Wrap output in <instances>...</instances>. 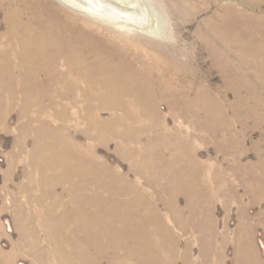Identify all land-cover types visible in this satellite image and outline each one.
Wrapping results in <instances>:
<instances>
[{
    "label": "bare ground",
    "instance_id": "6f19581e",
    "mask_svg": "<svg viewBox=\"0 0 264 264\" xmlns=\"http://www.w3.org/2000/svg\"><path fill=\"white\" fill-rule=\"evenodd\" d=\"M263 1L248 3L256 9ZM61 3L96 19L163 36L136 9L113 0H0V132L10 130L11 113L18 104L22 119L6 178L12 177L26 141L34 136V147L27 154L28 182L20 185L23 190L36 186L41 194L25 201L15 194L13 207L16 220L26 222L29 229L34 218L47 220L44 228L50 236L44 243L32 233L34 238L19 243L15 253L0 249V264H16L18 253L32 257L33 264H225L230 243L235 247L236 264H263L254 238L257 222L248 207L264 202V179L257 174L249 182V172H241L248 168L241 157L242 167L231 171L202 161L195 146L186 153L182 140L167 133L170 128L160 109L162 100L173 114L187 117L213 108L212 91L200 82L192 54L179 40L160 42L147 36L149 45L145 40L142 45L139 37L132 41L116 33L107 38L99 27L81 20ZM223 7L219 21L210 24L207 20L204 27L209 32H204L217 35L227 47L231 44L226 35L229 7ZM188 54L186 61L183 56ZM220 60L225 64L224 54ZM104 111L110 115L103 116ZM205 119L212 121L210 115ZM112 141L138 174L137 180L99 153V143L109 146ZM167 151L172 156L167 157ZM58 185H64L65 197L58 195ZM242 187L249 202L240 192ZM220 200L225 209L222 229L217 212ZM234 203L239 223L232 235L229 218ZM187 233L194 236L185 239ZM195 242L202 249L197 257Z\"/></svg>",
    "mask_w": 264,
    "mask_h": 264
},
{
    "label": "rangeland",
    "instance_id": "374dc122",
    "mask_svg": "<svg viewBox=\"0 0 264 264\" xmlns=\"http://www.w3.org/2000/svg\"><path fill=\"white\" fill-rule=\"evenodd\" d=\"M55 1L59 2V0ZM113 1L125 7H129L132 10L136 9L135 12H138L137 15L145 17L144 20L148 22L150 26L154 28V30H160L163 36H158L156 34L150 35V33L138 27H130L128 25L119 26L103 19L93 18L87 15L85 12L75 10L68 5H64L62 3L61 5L63 8H66V10H70V13H73L77 17H80L81 20L88 21L92 25L99 27L103 35H106V37L108 36L107 38H113L117 34H121L126 38L129 37L132 41L141 39L142 45L145 44L144 40L145 42H147L146 44L149 45V42L144 39V37L147 36H153L160 42V39L163 38L164 40L169 39V41L174 42H177L179 40L180 46L183 47L186 52L192 54V67L194 68L198 78L200 79V82L202 83V85L206 83L205 85H207L209 89H211L212 94L214 95L213 96L211 94L213 99V108H211V110L207 112H204L203 110L195 111L193 113H190V116L187 117L186 115L173 114L172 108L170 107L169 103L162 100L160 102V109L168 119V126L170 128L167 133L175 139L182 140V142L184 143L182 144V147L185 149V152L188 151L189 153L196 147L199 157L202 161L210 160L215 165H221L220 167L228 169L229 171L238 170L242 167V164H244V166H248V168H241V172H249L247 173L249 176L246 175V177L249 179V182H252L256 178L257 174H260L259 178L262 177L264 179V48H261L262 41H264V39L261 38L262 36L264 37V3L262 6L255 9L253 6H250L248 0H184L185 3L180 5L177 4L176 0ZM223 6H225L226 8H230L227 9V11L229 12V20L226 29V35H228L231 44H228L227 47H223V45L221 44V40L217 35H207V33L205 32L208 30L204 27L207 20H209L210 24H215L219 21V15L221 13H224ZM247 10L249 11V13ZM158 40H154V42ZM247 42L249 43L247 44L248 47L246 46V44H244V47H242V44ZM189 54L188 56L184 55L183 59L186 61L187 59L189 60ZM223 54L225 64L223 60L219 61V58L221 59ZM256 56L258 57L257 60H255ZM259 58H262L263 60ZM218 92L220 93L218 94ZM220 95L221 97L219 98ZM20 109V104H18L11 113L10 130L0 132V249L6 253H15L19 243L30 241L32 238H34L32 233L37 234L38 236L40 235L39 238L44 243H47L50 238L48 230L45 229L48 225V222H45L47 220H45L44 218H41L40 220L34 218L31 224V226L33 225L32 229H29L27 227L28 224L26 225V222L20 224V222H18L15 218L16 211L13 207V199L15 194L18 195L19 198L23 201L28 199V197L33 194H41V192L37 190L36 186H33L32 189L29 188V190H23L21 189L20 185L28 182L26 170L29 169L30 166L26 165L29 161L27 154L34 147L33 143H35V138H32L34 136L29 137L26 141V148L16 160V166L12 173V177L6 178V172L10 170V166H12L14 162L12 154L14 151V143L16 141L15 137H17L18 135V125L22 121L19 116L21 111ZM102 114L105 117H108L110 115L108 111H104ZM206 115H210V117L212 118L211 122L206 119L204 121V117ZM184 121L187 123H185ZM196 121L200 122V125L197 127L196 124L198 123L194 125ZM189 123L190 125H188ZM52 125L54 126L55 123H52ZM151 134L157 135L159 133L151 132ZM147 136L149 137V135ZM148 137L146 141L149 140ZM115 146L116 143H114L113 141L109 144V146H105L99 143V153L104 157L106 156L110 163H112L114 166H117L120 171L129 172L130 177L134 180H137V178L139 177L137 176L138 174L130 168V162L123 159L117 153V151L115 150ZM167 152V157L172 156V153H169V151ZM239 154L241 155L239 156ZM239 157H241L242 159ZM223 159L224 163H222ZM240 159L242 160V164L239 161ZM228 160L232 161L228 162ZM63 186L64 185H58L56 189L58 191V195H63L65 197L66 193L63 190ZM146 188L150 190V193H152L153 190L150 185L146 184ZM244 190V187H242L240 192L242 194H245ZM245 196V201L249 202V195L245 194ZM42 197L44 200H48V197L44 195H42ZM180 203L182 206H184L185 198L182 197ZM160 207L161 210H165L163 204H160ZM262 211H264V202L261 205L250 204L248 207V214L254 217V221L257 222L254 228V238L264 264V213L259 214ZM217 212L220 219V227L222 229L223 222L225 221V218L223 217L225 215V209L221 200L218 202ZM231 213L232 214L229 218V224L231 234L233 235L234 230L239 223L238 206L235 205V203L234 205H232ZM257 214H259V216H257ZM22 224L24 225V228L22 227ZM142 228L145 227H140L141 231H143ZM178 228L179 227H176V230L179 232L180 228ZM25 229L28 230V232H30L31 230L32 231L27 235ZM24 232L26 235L24 234ZM189 236L193 237L194 235L193 233H187L185 234L184 238L187 239L189 238ZM199 246L200 245L195 242L193 251L195 257L199 256L202 251L201 246ZM183 248L184 245L182 246V250ZM47 249L49 250L50 248ZM16 264H33V259L28 255H21L20 253H18L16 255ZM225 264H236V254L233 243H230L227 247Z\"/></svg>",
    "mask_w": 264,
    "mask_h": 264
}]
</instances>
